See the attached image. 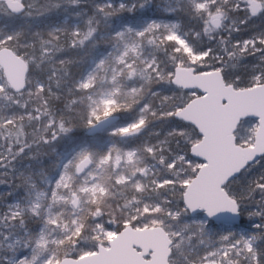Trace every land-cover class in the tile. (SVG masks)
Returning a JSON list of instances; mask_svg holds the SVG:
<instances>
[{
  "label": "snow or ice",
  "instance_id": "6c2138e0",
  "mask_svg": "<svg viewBox=\"0 0 264 264\" xmlns=\"http://www.w3.org/2000/svg\"><path fill=\"white\" fill-rule=\"evenodd\" d=\"M0 264H264V0H0Z\"/></svg>",
  "mask_w": 264,
  "mask_h": 264
}]
</instances>
